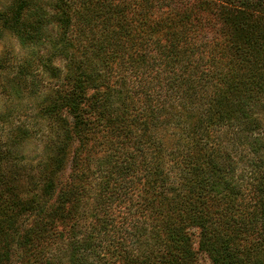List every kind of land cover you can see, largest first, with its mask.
Segmentation results:
<instances>
[{"label": "trees", "instance_id": "16d2710c", "mask_svg": "<svg viewBox=\"0 0 264 264\" xmlns=\"http://www.w3.org/2000/svg\"><path fill=\"white\" fill-rule=\"evenodd\" d=\"M50 24L49 151L0 141V264H193L191 228L211 264H264V0H12L0 40Z\"/></svg>", "mask_w": 264, "mask_h": 264}, {"label": "rangeland", "instance_id": "374dc122", "mask_svg": "<svg viewBox=\"0 0 264 264\" xmlns=\"http://www.w3.org/2000/svg\"><path fill=\"white\" fill-rule=\"evenodd\" d=\"M12 0H0V9H3L7 3ZM46 3V0H42ZM52 12L49 6L46 7ZM53 24L47 26L44 30L45 36L40 40L33 42V45L22 44L15 36L9 32H3L0 40V141L8 142L11 152L7 160L22 159L24 166L35 164L41 160L46 154L51 137L52 122L47 118H43L39 112L38 103L40 99L49 92L55 84L54 80L48 79V76L41 77L40 60L50 55L49 45L51 40L57 37V30ZM32 55L35 58V63L31 67L30 74L27 76L25 86L18 79L23 70L24 60L29 59ZM3 56V57H2ZM55 64H60V58L54 59ZM33 75L36 76L34 92H31L29 83L33 80ZM28 81V82H27ZM37 82V83H36ZM23 127L27 128L28 136L25 141L15 143L11 140L13 133L11 128ZM52 141V140H51ZM0 142V144H1ZM14 143V144H13ZM12 144V145H11ZM11 145V146H10ZM7 149L6 146H3ZM49 150H47L48 152ZM106 147H96L92 153V158H103L106 155ZM94 164V163H92ZM91 164V165H92ZM80 213L83 215L85 208L81 207ZM198 230L189 229L192 234L193 247L195 250V261L193 264H211L209 257L198 250ZM12 264H17L13 261Z\"/></svg>", "mask_w": 264, "mask_h": 264}]
</instances>
